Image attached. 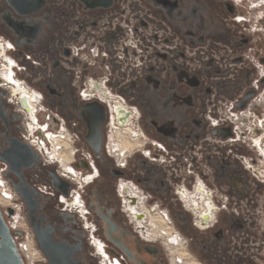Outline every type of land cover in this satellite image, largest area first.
<instances>
[{
  "label": "flooded vegetation",
  "instance_id": "flooded-vegetation-1",
  "mask_svg": "<svg viewBox=\"0 0 264 264\" xmlns=\"http://www.w3.org/2000/svg\"><path fill=\"white\" fill-rule=\"evenodd\" d=\"M0 178L36 264H264V0H0Z\"/></svg>",
  "mask_w": 264,
  "mask_h": 264
},
{
  "label": "built area",
  "instance_id": "built-area-1",
  "mask_svg": "<svg viewBox=\"0 0 264 264\" xmlns=\"http://www.w3.org/2000/svg\"><path fill=\"white\" fill-rule=\"evenodd\" d=\"M33 125L37 126V119H36L35 115H34V124ZM0 184H1L2 189H3V193L8 197V199L10 201V206L6 207L5 210L11 208V209L16 211V214L13 217L6 219L7 225L9 227V229L12 231V233L20 231V230H22V227L21 228L18 227V225L20 224V218H21L19 205H18L17 201H15L14 199L11 198V196H10L11 194L8 190V186L2 178H0ZM5 213L7 214V212H5ZM17 246H18V250H19L20 254L22 255V257L24 259L25 264H36L35 260L33 258L32 252H29V250H28L30 248V246L26 242L20 241V242H18ZM186 250H187V248H186ZM104 258L106 259L105 264H121L118 259H115V258L109 259L107 255H105ZM177 259L174 260V261H176L175 264H182L181 261L179 259L178 260Z\"/></svg>",
  "mask_w": 264,
  "mask_h": 264
},
{
  "label": "water",
  "instance_id": "water-1",
  "mask_svg": "<svg viewBox=\"0 0 264 264\" xmlns=\"http://www.w3.org/2000/svg\"><path fill=\"white\" fill-rule=\"evenodd\" d=\"M9 218L14 215V210H7ZM21 236L20 232H17ZM0 264H25L18 246L14 240L13 233L9 229L6 218L0 206Z\"/></svg>",
  "mask_w": 264,
  "mask_h": 264
},
{
  "label": "rangeland",
  "instance_id": "rangeland-1",
  "mask_svg": "<svg viewBox=\"0 0 264 264\" xmlns=\"http://www.w3.org/2000/svg\"><path fill=\"white\" fill-rule=\"evenodd\" d=\"M130 145H131V144H130ZM131 146H132V145H131ZM0 201H1L2 203H6V201H5L4 198L2 197V193H0ZM3 210L6 211L5 208H3ZM171 236H173V235H172V234L167 235L166 239H167V238H171ZM182 243H184L183 240H182ZM167 250H168V252L171 254V258H173L174 260H176V259L178 258V259L181 261V263L183 262L182 264H195V263L191 260L190 255L188 254V252H187L188 257L185 258V259H182V260H181L179 257H182V255H181V254L179 255L180 251H177V247H173L172 245H171V246H167ZM174 250H176V253H175ZM171 251H173V254H172ZM183 257H185V256H183ZM178 259H177V260H178Z\"/></svg>",
  "mask_w": 264,
  "mask_h": 264
},
{
  "label": "bare ground",
  "instance_id": "bare-ground-1",
  "mask_svg": "<svg viewBox=\"0 0 264 264\" xmlns=\"http://www.w3.org/2000/svg\"><path fill=\"white\" fill-rule=\"evenodd\" d=\"M2 195L5 196L4 193H2ZM153 220H154V217H153ZM164 229H166L167 232H168V233L165 232V235H166V234H167V235H168V234L170 235V233H169L170 230L167 229V228H165V227H164ZM162 230H163V229H162ZM163 231H164V230H163ZM163 231H162V232L160 231V234H161V235H164ZM171 238H172V241H173V242H176V241H177V239H175V236H171ZM170 240H171V239H170ZM28 250H29V249H28ZM174 251H175V253H176V250H174ZM177 251H180L179 255L181 254L182 257H183V256H186L185 253H184V251L182 250V243H180V244L177 246ZM29 252H30V250H29ZM171 252L173 253V251H171ZM182 257H181V258H182ZM184 258H185V257H184Z\"/></svg>",
  "mask_w": 264,
  "mask_h": 264
}]
</instances>
